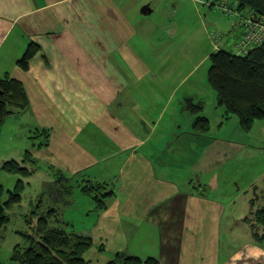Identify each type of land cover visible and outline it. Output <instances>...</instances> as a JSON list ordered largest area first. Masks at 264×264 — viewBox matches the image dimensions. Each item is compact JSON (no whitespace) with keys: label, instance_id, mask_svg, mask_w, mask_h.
Wrapping results in <instances>:
<instances>
[{"label":"crops","instance_id":"1","mask_svg":"<svg viewBox=\"0 0 264 264\" xmlns=\"http://www.w3.org/2000/svg\"><path fill=\"white\" fill-rule=\"evenodd\" d=\"M130 3L0 0V77L9 75L24 86L29 108L16 115L29 116L36 132L49 131L48 146L34 145L30 154L59 176L56 184H46L52 186L49 196L57 200L59 217L72 222V230L81 213L93 217L96 237L87 230L88 223L73 232L90 236L94 244L100 240L102 246L109 244V236L122 235L117 248L137 257L129 250L155 236L150 250L157 254L148 257L159 264H264L262 229L255 219L259 204L253 206L259 197L248 194L255 186H264V141L215 139L208 115L204 117L210 131L193 134L194 117L180 112L178 105L156 99L139 104L135 100L141 96L133 99L125 92L123 78L134 68L121 64L128 62L129 39L142 19ZM29 45H37L39 51L23 71L17 62ZM117 151L128 153L127 160L120 161ZM236 153L246 159V189L242 192L238 183L233 184L241 200L239 211L232 212L225 171ZM114 157L116 161L108 162ZM250 159L255 169L249 168ZM173 164L187 165L193 185L201 188L198 192L208 187L216 193H189L191 180L185 179L180 194L163 171ZM78 179L110 184L114 195L107 197L104 210L96 213L92 203L81 206L73 191ZM261 198L264 203V194Z\"/></svg>","mask_w":264,"mask_h":264},{"label":"rangeland","instance_id":"2","mask_svg":"<svg viewBox=\"0 0 264 264\" xmlns=\"http://www.w3.org/2000/svg\"><path fill=\"white\" fill-rule=\"evenodd\" d=\"M129 1H131L130 5L138 10V14L141 15L139 18L142 19L138 30L129 39L128 62L121 64L125 67L128 63L131 68H134V72L127 73L123 78L127 82L125 92L133 99H138V96H141L140 100H135L139 104L152 99L163 102L169 100L171 106L178 105L180 112L183 111L186 100L193 99L194 103H204L205 108L200 115H208L210 118L214 127L215 139L234 143L247 141L260 143L264 141V132L261 130L264 119L254 122V127L248 132L241 128L236 116H232L229 120L224 119L222 115L224 109L217 104L215 90L208 82L209 55L216 50L215 45H223L222 48L226 49L238 39L239 34L232 33V20L222 14L221 11L206 7L204 4L207 2L204 0ZM144 6L151 9L149 15L142 14V7ZM253 12L256 15V22L246 28L244 32L263 37L264 15L256 11ZM135 15L132 14V16ZM210 35H215L219 40L215 42L210 39ZM114 61L119 64L121 60L116 59ZM124 70L128 72L127 68ZM170 97L172 98L169 99ZM139 109L142 111L141 108ZM221 115L222 119L220 118ZM180 121L184 124L186 122V117L183 114L180 116ZM30 123L32 121L29 116L14 115L0 124V189L2 201L9 199V193L14 191L19 181L23 183L21 201L11 205L6 210L5 213L9 221L0 229V264H17L11 259L15 247L21 248L28 241L38 238L39 235L36 231L38 219L45 215L50 206H54V209L59 212L57 200L50 197L52 186L46 188V184L59 182V176H56L54 168L46 164L44 160H40L35 155H31L34 161L31 160L32 147L43 144L45 139L44 136L36 137L38 132L32 129L33 124ZM25 152L29 153L30 160L24 156ZM116 153L120 161L127 160L126 154L128 153L123 154L119 151ZM167 159L168 155H164L163 160ZM23 160H25L24 163L21 162ZM116 160L117 157H114L108 162L111 163ZM11 162H20L21 167L27 169L26 174L30 175L22 176V173L20 175L5 171L3 165ZM244 162L246 159H242V154L236 153L226 164V196L232 212L239 211L238 205L239 200H241L240 194L234 189L233 184L238 183L237 188L242 192H245L246 189ZM248 165L250 169L256 168L251 159L250 162L248 161ZM129 167L132 170V166ZM157 170L159 169L157 168ZM163 171L168 179L177 186L180 194L183 192L182 182L185 179L191 180L188 183L190 186V188L188 186L189 193L195 191L194 193L205 196H208L210 192L216 193L213 190L210 191L208 187L205 188V191L198 192L201 188L199 186L195 188L196 184L193 185L186 164H173ZM99 175L103 177L104 172H100ZM241 179L244 180L241 181ZM121 180H123L122 175ZM82 185L86 186L88 193H92L93 190L97 189L98 182L83 181L82 179L73 182L75 197L81 201V206L85 207L86 202L90 204L92 202L88 196L81 193ZM184 185L187 184L184 183ZM248 194L259 197V200L253 201L256 203V205L253 203V206L257 207L259 204V210L262 209L264 203L261 196L263 197L264 194V186H255V188L248 190ZM244 199L248 200L247 198ZM251 203L250 200L249 204ZM243 206L248 208L249 205H245L243 202ZM83 214L81 213L80 217L76 218V228L72 231H82L84 223H88L87 230L91 232L93 238L96 237L94 218L87 219ZM54 218L55 216L50 220L53 222L52 219ZM48 225L49 227L57 226L54 222ZM67 231H71V229H67ZM123 237L118 234L111 235L108 238L109 244L103 246L100 244V240L94 244L92 239L93 246L88 250L89 253L86 257L91 259V264H108L114 258L115 253L126 251L119 250L116 244L117 240H122ZM148 237L142 239L140 246L129 250L130 254L138 255L142 260L148 258L150 254H157V252L150 250L151 246L154 245L155 236Z\"/></svg>","mask_w":264,"mask_h":264},{"label":"trees","instance_id":"3","mask_svg":"<svg viewBox=\"0 0 264 264\" xmlns=\"http://www.w3.org/2000/svg\"><path fill=\"white\" fill-rule=\"evenodd\" d=\"M204 1L209 2V5L204 4L206 7L219 10L232 20V33L239 34L237 41L230 44L229 48L223 49V45H220V48L209 55L208 82L215 90L217 104L224 109L223 118L229 120L232 116H236L241 128L248 132L252 129L254 122L264 119V42L259 44L251 42V39L249 41V35L244 32L245 28L241 24L240 17L227 11L223 12L216 4L218 2L232 3L238 12L249 9L264 15V0ZM209 37L215 42L219 40L215 35ZM38 51L37 45H29L17 62V66L27 71L30 61ZM28 108L29 100L22 83L9 75L0 77V124ZM202 110L203 104L194 103L191 99L186 100L183 109L194 117L191 131L199 136H204L210 131V122L200 115ZM40 136H44L45 141L43 144H38V148L48 146L49 131H39L36 137ZM24 156L30 160L31 154L29 156V153L25 152ZM31 160L34 161L32 156ZM21 162L24 163L25 160ZM20 164V162L5 163L3 169L9 173L29 176L30 174H26L27 169L21 167ZM56 173L60 171L56 170ZM21 182L19 181L14 191L9 193L7 201H2L0 189V229L9 221L6 210L21 201L23 192ZM81 190L95 205L96 213L104 210L107 197L114 195L113 188L111 189L110 184L107 183L97 185V189L92 193L87 192L86 186H83ZM89 206L91 204L86 202L85 208ZM53 216L55 218L52 220L57 226L49 227L48 224L53 223L50 220ZM255 219L262 229L259 235V240L262 241L264 240V206L256 211ZM73 226L72 222L59 217L56 210L48 208L45 215L38 219L36 225L38 238L29 239L30 241L21 248L15 247L11 259L17 264H90L86 261V254L93 246L92 239L90 236L74 233ZM108 264H159V261L154 257L142 260L140 257L118 252Z\"/></svg>","mask_w":264,"mask_h":264},{"label":"built area","instance_id":"4","mask_svg":"<svg viewBox=\"0 0 264 264\" xmlns=\"http://www.w3.org/2000/svg\"><path fill=\"white\" fill-rule=\"evenodd\" d=\"M206 4L209 5V2H207ZM216 5L223 12L227 11L230 14L237 15L238 17H240L241 24L244 26L245 29L254 25L256 22V15L254 14V12L252 10L246 9L242 12H238V9L232 3L221 4L220 2H218ZM248 35H249V37H248L249 41L251 39V42H257L259 44L264 42V36L263 37H257L251 33H249ZM243 53H246V52H243Z\"/></svg>","mask_w":264,"mask_h":264},{"label":"water","instance_id":"5","mask_svg":"<svg viewBox=\"0 0 264 264\" xmlns=\"http://www.w3.org/2000/svg\"><path fill=\"white\" fill-rule=\"evenodd\" d=\"M142 13L145 14V15H148V14L151 13V10L148 7H144L143 10H142Z\"/></svg>","mask_w":264,"mask_h":264},{"label":"bare ground","instance_id":"6","mask_svg":"<svg viewBox=\"0 0 264 264\" xmlns=\"http://www.w3.org/2000/svg\"><path fill=\"white\" fill-rule=\"evenodd\" d=\"M257 222V221H256Z\"/></svg>","mask_w":264,"mask_h":264},{"label":"flooded vegetation","instance_id":"7","mask_svg":"<svg viewBox=\"0 0 264 264\" xmlns=\"http://www.w3.org/2000/svg\"><path fill=\"white\" fill-rule=\"evenodd\" d=\"M261 227V226H260Z\"/></svg>","mask_w":264,"mask_h":264}]
</instances>
